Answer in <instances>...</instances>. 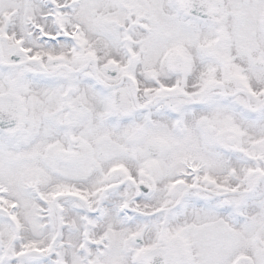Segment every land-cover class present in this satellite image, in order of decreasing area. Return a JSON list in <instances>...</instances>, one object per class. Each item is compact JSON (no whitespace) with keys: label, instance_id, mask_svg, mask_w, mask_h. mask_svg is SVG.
I'll return each instance as SVG.
<instances>
[{"label":"snow or ice","instance_id":"snow-or-ice-1","mask_svg":"<svg viewBox=\"0 0 264 264\" xmlns=\"http://www.w3.org/2000/svg\"><path fill=\"white\" fill-rule=\"evenodd\" d=\"M0 264H264V0H0Z\"/></svg>","mask_w":264,"mask_h":264}]
</instances>
